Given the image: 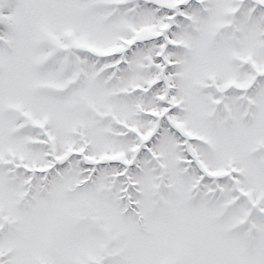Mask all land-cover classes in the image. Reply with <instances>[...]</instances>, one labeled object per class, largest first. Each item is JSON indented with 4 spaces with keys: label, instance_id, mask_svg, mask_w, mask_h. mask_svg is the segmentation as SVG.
<instances>
[{
    "label": "snow or ice",
    "instance_id": "6c2138e0",
    "mask_svg": "<svg viewBox=\"0 0 264 264\" xmlns=\"http://www.w3.org/2000/svg\"><path fill=\"white\" fill-rule=\"evenodd\" d=\"M0 264H264V0H0Z\"/></svg>",
    "mask_w": 264,
    "mask_h": 264
}]
</instances>
